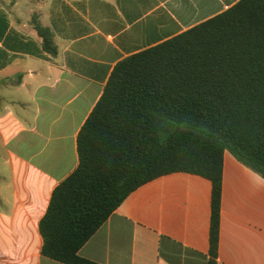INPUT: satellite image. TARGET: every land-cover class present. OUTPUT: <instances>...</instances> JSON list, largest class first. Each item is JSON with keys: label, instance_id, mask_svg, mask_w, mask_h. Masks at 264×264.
I'll return each instance as SVG.
<instances>
[{"label": "crops", "instance_id": "1", "mask_svg": "<svg viewBox=\"0 0 264 264\" xmlns=\"http://www.w3.org/2000/svg\"><path fill=\"white\" fill-rule=\"evenodd\" d=\"M241 0H0V264L42 255L39 222L78 165L77 135L115 65ZM34 22L51 31L43 49ZM211 184L190 174L131 193L81 247L97 264H208ZM217 264H264V179L224 152Z\"/></svg>", "mask_w": 264, "mask_h": 264}, {"label": "trees", "instance_id": "2", "mask_svg": "<svg viewBox=\"0 0 264 264\" xmlns=\"http://www.w3.org/2000/svg\"><path fill=\"white\" fill-rule=\"evenodd\" d=\"M34 28L55 55L51 31ZM76 150L77 168L39 222L44 257L97 264L78 251L125 199L185 173L211 184L208 264H217L224 152L264 179V0H241L118 62Z\"/></svg>", "mask_w": 264, "mask_h": 264}]
</instances>
